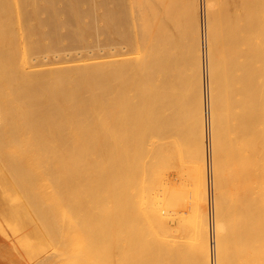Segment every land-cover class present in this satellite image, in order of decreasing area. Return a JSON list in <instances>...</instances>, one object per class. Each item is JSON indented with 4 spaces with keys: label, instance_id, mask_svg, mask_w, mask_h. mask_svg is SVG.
<instances>
[{
    "label": "bare ground",
    "instance_id": "1",
    "mask_svg": "<svg viewBox=\"0 0 264 264\" xmlns=\"http://www.w3.org/2000/svg\"><path fill=\"white\" fill-rule=\"evenodd\" d=\"M223 1L202 70L198 0H0V264H264V0Z\"/></svg>",
    "mask_w": 264,
    "mask_h": 264
},
{
    "label": "rangeland",
    "instance_id": "2",
    "mask_svg": "<svg viewBox=\"0 0 264 264\" xmlns=\"http://www.w3.org/2000/svg\"><path fill=\"white\" fill-rule=\"evenodd\" d=\"M221 2L223 3L224 1L221 0ZM64 3H65L64 0H59V7L60 8L64 7V5H65ZM138 3H140V2L138 1ZM215 3H218V0H215V2L213 3V6H216V5H217L216 7L220 6V5H218L220 2L218 4H215ZM222 3H220V4H222ZM198 6H199L198 7V10H199L200 33H201V42H202L201 43V62H202V70H203V64H204L205 67L207 65V61H206L207 60L206 59L207 58V56H206L207 55V50H206V46H205V41H206V23H208L206 20L208 18H207V15H206L207 13L205 12L206 11L205 10L206 8H205V2H204V0H198ZM81 7L84 10H87L88 9V3L86 2V0H82ZM216 7H214V8L217 9ZM102 11H103V9L100 8L96 13H100ZM85 19L87 21L92 22V25L94 24V27L97 28V30H98V31L96 30L93 34H90V36L88 37V39H89V45L88 46H91V45H94L95 44V46H93V47H97L98 45L101 46V47H106L105 45H108V44L113 43L114 38L112 40V37L110 38L109 35H106L102 31H100L99 27L102 24L101 21H99V20H94L93 21L91 19V17H89V18L86 17ZM60 32H61V37H62V40L61 41H62V45H63V46L61 45L60 47L62 48V50L64 52H68L69 54H71L73 56L74 55L76 56L79 53V51L82 50V48L84 50V47H81L82 45L80 43H78L75 40H72L70 37H68L67 30L65 28H62V30ZM106 43H108V44H106ZM203 43H204V47L202 45ZM87 44L88 43H86V45ZM85 48H88V47H85ZM93 51H95V50H93ZM203 76H204V74H203ZM204 107L207 109V112H208V109H209V101H208L207 95H206V98L204 100ZM206 117H207L206 120H208L207 123H208V128H209V112L206 113ZM208 132H209V130H208ZM206 139L208 140V141H206V165H207V171H208L209 176H210V178H209V181H210L209 182V187H210L209 188V191H210V197H209V199H211V202H212V195H213L212 194V171H211V169H212L211 168V165H212V161H211L212 160V157H211V148H210L211 145H210V141H209V133H208ZM191 192L192 191L189 190V195H190L189 198L192 197ZM138 193L139 192L136 193V196L138 195ZM235 198H236V195H235ZM234 201L236 202L235 199H234ZM211 206H212V203H211ZM1 252H2V249H0V253ZM1 255L2 254H0V256ZM1 259L3 261L5 260V258H1ZM213 260H214V253H213ZM2 264H4V263H2Z\"/></svg>",
    "mask_w": 264,
    "mask_h": 264
}]
</instances>
